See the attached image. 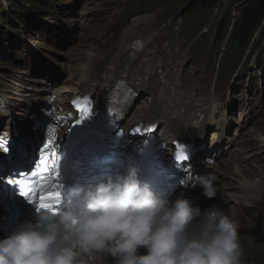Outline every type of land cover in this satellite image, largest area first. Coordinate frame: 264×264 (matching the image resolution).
Wrapping results in <instances>:
<instances>
[{
  "label": "clouds",
  "instance_id": "9594fccd",
  "mask_svg": "<svg viewBox=\"0 0 264 264\" xmlns=\"http://www.w3.org/2000/svg\"><path fill=\"white\" fill-rule=\"evenodd\" d=\"M216 179L209 171L181 183L212 199ZM244 254L236 217L218 204L202 210L183 194L173 199L141 179L135 162L63 193L58 210L40 208L0 239V264H244Z\"/></svg>",
  "mask_w": 264,
  "mask_h": 264
},
{
  "label": "rangeland",
  "instance_id": "374dc122",
  "mask_svg": "<svg viewBox=\"0 0 264 264\" xmlns=\"http://www.w3.org/2000/svg\"><path fill=\"white\" fill-rule=\"evenodd\" d=\"M52 2L56 3L53 17H55L56 15H63L64 13H66V11H70L71 13L74 11V13H76L74 16L70 13L69 15L64 16L62 19L65 20V22H67L68 24H71V26L76 29V32L83 28V32L77 37L75 44L73 42L68 43L67 46L73 47L71 52L69 53V49H67V51H64L66 52L65 54H61V52L57 50H52L53 48L42 49L41 47L36 46V41L33 40L35 39V33L28 35L25 31H23L22 35L17 41H22L26 38L31 40V44L35 46L30 50L39 52L45 51V57L57 64L66 63V61H69L70 58L71 60L69 61V65H71L72 68H76L77 71H79L81 66L87 62L85 55L91 50H100L103 48L105 52H114L112 53V55L117 52L118 47L121 43V27L128 21V16H126L122 20H118V18L129 0H53ZM185 2L186 1H175L172 4L171 9L169 6V2L164 4L163 7L157 10L158 18L146 24L147 29L151 31L152 29L156 28L157 21L163 22L166 19L167 15L179 11L183 7ZM152 4L153 3L147 1L143 4V6L147 5V7H151ZM120 9L121 11H119ZM51 10L52 8L46 7V14H49L48 12H50ZM10 12L11 11L8 10L6 13ZM163 13L164 17L162 19H159V16H161V14ZM84 16H86L87 20H85V22L88 21V24L83 27L82 20ZM49 20L52 21V23H59L55 21V19H44V21H47V23ZM17 22L21 26H24L23 28L25 30H29V25H23L19 21ZM189 28V26H185L184 31ZM155 42L156 40L149 45L146 52H151ZM6 43L7 45H10L9 40ZM198 45V42L194 44V46L197 47L198 56L194 59L192 64L190 63L191 60H189L184 65L183 73H186L188 76L190 75L191 78H206L207 82H210L211 85L214 80L213 73L209 74L207 71L203 72V66L206 59L204 56L206 53L205 46ZM66 56L68 57L66 58ZM153 57V64H159V57ZM199 60H201V63L199 62ZM251 64L253 65V67L251 68V70L246 71L244 75H249L252 78L251 80L246 81L248 84H250V87L246 88L245 91H240V89L243 88L242 77L237 78L236 89H234V84L229 85L230 80L225 79L222 80L220 85V96L227 95V97H233L237 101V104H239V102H242V95H250L254 98L259 97V94L261 92L253 89L257 86L255 83H260V78L264 80V77L261 75V66L256 64L255 60H252ZM262 74L264 75L263 71ZM72 77L75 80L77 79V76L73 75ZM15 86L16 88H18L16 83ZM25 98L26 97L24 96L23 99H21L20 103L24 102ZM5 99L6 97H0V101H3ZM262 105H264V102L262 103ZM244 109L245 106L242 104L241 108L239 109L241 110L240 114L234 115V112H232L233 121H237V123L240 125L245 119H243L244 115H246L244 113ZM261 113L262 114L260 116H257L259 118L257 120L258 122L254 123L250 128L247 125L245 128L241 129L239 135L240 141L235 145L232 154L230 153L225 156L228 158L227 163L220 164V166H215L216 168H218V170H221L224 173H228L230 175L233 174V171L239 173V170H242L246 173H254L256 174V176H262L259 171L260 168L264 169V162L259 160V158L255 160L248 159V156L254 150L252 146L254 145L256 132L257 130H261V128H263L264 126V115L262 111ZM251 156H256V154H252ZM221 183L226 187L238 185V183L231 184L228 179L224 178H222ZM242 193L243 192L238 194L240 199L233 204L235 206V209L243 215L245 223L249 224L248 228H244L241 226V229H239L240 242L245 250L243 261L244 264H264V201H252L249 203L247 208H244L241 203H245L246 201H244V199L242 198ZM230 197L234 200L236 198V196ZM225 201L228 205L232 204L227 201V198H225ZM239 201L241 203H239Z\"/></svg>",
  "mask_w": 264,
  "mask_h": 264
},
{
  "label": "bare ground",
  "instance_id": "6f19581e",
  "mask_svg": "<svg viewBox=\"0 0 264 264\" xmlns=\"http://www.w3.org/2000/svg\"><path fill=\"white\" fill-rule=\"evenodd\" d=\"M8 1L15 3L17 10L21 9L23 12L28 13V14H32V15H37L42 9L45 11L46 7H49L51 4L50 3L44 7L46 0H41V2H39L40 0H8ZM129 3H132V2H129ZM141 4H142V8H143L145 13L134 17L131 20V22L128 25H126L124 29H122V35H123L124 41L121 44L120 48L118 49V52L113 57V60L119 59L118 69H121V71L123 73L130 74V76L132 78H134L135 81H137V84H139L140 82L143 83L147 74H152V75L161 74L160 76L155 77L154 78L155 80L152 81V82H155L156 79L158 78V84H152L151 83L149 86L152 89L161 88L162 90H164L167 82L172 79V70L181 61H175V64L172 63V65H171L172 67L170 68V71H166L165 68H166V66H169V64L164 59L161 61L160 65L159 64L157 65V67L154 64H152V65L148 64L147 65V63H146L147 62V55H146L145 51H146V46L152 37V33H150V34L145 33L144 24L151 22L152 19H157V13H152V14L146 13L147 6L146 5L143 6V4H144L143 0H141ZM53 9H55V8H53ZM70 13H71L70 11H66V13H64L63 15H56L52 19H62L64 16H67ZM71 14H75L74 11ZM233 21H234V19L232 18L231 22H233ZM44 27H47V24H44ZM211 30H215L214 36H219V34H220L219 29L215 28V29H211ZM168 33L171 36L174 33L181 34L180 32H176L174 30V25L169 27ZM253 36H252V38L257 40L258 44L264 46V41H260L261 38L260 39L257 38L256 32L253 34ZM207 39L210 43L205 45L206 51L209 53H216V52L220 53V55L224 59L225 64L232 71L230 78H238L236 75L240 74V76L243 78V91H245L246 88L250 87V84H248L246 81H249L252 78L249 75L244 76L245 71H242L241 67L233 61V57L238 55L237 49L236 50L233 48L227 49V48L223 47V45L221 43L222 40L213 39L210 36H207ZM93 40H94V38H93ZM238 51H240V50H238ZM229 55L231 58H229ZM170 57H169V60H170ZM244 59L247 60L246 57ZM263 62H264V59H263ZM90 66H93V65H90ZM159 68L160 69L162 68V69L159 71ZM75 71H77V70H75ZM235 71L237 74H235ZM262 71L264 72V67L262 68ZM260 81H264V80L262 78H260ZM255 84L257 86L253 90L260 91L261 94L264 96V82L261 84L260 83H255ZM178 86H179V84H178ZM29 87H31V86H28V88ZM141 88H142V86H141ZM23 91H24V89L17 90L18 93H21ZM240 91H241V89H240ZM152 92H154V91H152ZM164 93L169 94L171 96L170 88H168L166 91L164 90ZM174 96L176 97L177 95H174ZM180 97H182L180 99L181 102L185 101L191 105L193 104V102L191 100L192 94L189 91L182 93V96H180ZM169 100H170V97H164L161 100H151L150 109L141 108V119L147 118V116L143 115V114L150 112L151 113L150 114L151 115V121H154L155 118L157 117V115L162 110L166 111L169 108L167 105H163L164 102H168ZM7 104H9L10 107H13V103L11 101H8ZM211 108L216 109L215 104H212ZM206 112L209 116H211V117L214 116V114L210 108L208 110H206ZM255 120L256 119H254V121ZM177 127H184V126L179 125V126H176V128ZM12 129L15 132H17L16 128H12ZM9 134L10 135H4V134L1 135L0 134V146L4 145V147L7 149V155L11 156L15 151H17V149L14 145L13 134L12 133H9ZM3 142H6V143H3ZM260 142L262 143V146H264V140L261 139ZM24 146H27V143H25ZM0 152H3V151L0 149ZM11 159H12V157H10L7 160V162H10ZM242 187L244 188V195L246 196V198H248L249 196H253V195L264 194V184H260L258 182V180H254V181H250L248 183H245L242 185ZM227 212H229L231 215H233L237 219L239 218V215L237 213L231 212L230 210H228ZM25 220H27V218H24L23 220H19L18 223L20 224L21 222H23ZM5 223H7V222H5ZM15 227H16V225H15ZM2 231L3 230L1 228L0 232H2Z\"/></svg>",
  "mask_w": 264,
  "mask_h": 264
},
{
  "label": "snow or ice",
  "instance_id": "6c2138e0",
  "mask_svg": "<svg viewBox=\"0 0 264 264\" xmlns=\"http://www.w3.org/2000/svg\"><path fill=\"white\" fill-rule=\"evenodd\" d=\"M84 115L81 119L74 122L73 126L80 124L83 119L91 114V109L81 107L79 109ZM123 131V130H122ZM139 132L140 129H136ZM6 143V142H3ZM51 141L46 142L41 151L48 149ZM7 151V149H4ZM52 162L48 163L47 159L41 157L40 167L31 170L27 173H21L16 180L9 179V183L18 184L21 188V195H23L30 203H34L37 209L48 208L49 210H58L59 205L63 202V192L58 183L60 177V157L57 156L55 150L52 151ZM178 161L187 159V153L184 151L183 146H179L176 152Z\"/></svg>",
  "mask_w": 264,
  "mask_h": 264
},
{
  "label": "trees",
  "instance_id": "16d2710c",
  "mask_svg": "<svg viewBox=\"0 0 264 264\" xmlns=\"http://www.w3.org/2000/svg\"><path fill=\"white\" fill-rule=\"evenodd\" d=\"M262 12H264V0H248V4L246 6L244 15L242 16V19L233 21V27L235 29L238 28L239 34L243 33V35H245L246 32H248V35L246 37L250 40L253 34L255 33V31L252 29L253 28L252 26L255 24L257 18L260 17ZM224 27L225 25L222 27L220 26L218 28L220 30V34H219L220 38H217V40H221L222 28ZM260 41H264V40L261 39ZM233 49H235V47H233ZM236 49L242 50V48L239 47H236Z\"/></svg>",
  "mask_w": 264,
  "mask_h": 264
}]
</instances>
